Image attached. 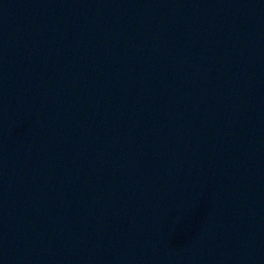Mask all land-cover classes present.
<instances>
[{
  "label": "water",
  "instance_id": "water-1",
  "mask_svg": "<svg viewBox=\"0 0 264 264\" xmlns=\"http://www.w3.org/2000/svg\"><path fill=\"white\" fill-rule=\"evenodd\" d=\"M0 264H264V0H0Z\"/></svg>",
  "mask_w": 264,
  "mask_h": 264
}]
</instances>
